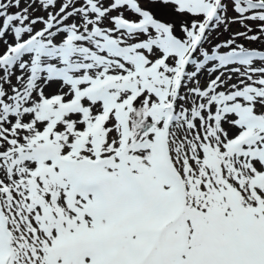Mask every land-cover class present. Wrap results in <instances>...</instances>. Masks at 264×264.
I'll return each instance as SVG.
<instances>
[{
  "label": "snow or ice",
  "instance_id": "1",
  "mask_svg": "<svg viewBox=\"0 0 264 264\" xmlns=\"http://www.w3.org/2000/svg\"><path fill=\"white\" fill-rule=\"evenodd\" d=\"M0 264H264V0H0Z\"/></svg>",
  "mask_w": 264,
  "mask_h": 264
}]
</instances>
